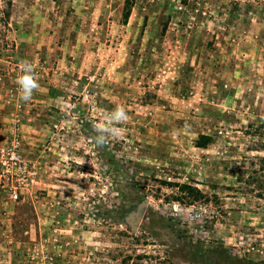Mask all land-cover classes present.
I'll use <instances>...</instances> for the list:
<instances>
[{
    "label": "rangeland",
    "instance_id": "1",
    "mask_svg": "<svg viewBox=\"0 0 264 264\" xmlns=\"http://www.w3.org/2000/svg\"><path fill=\"white\" fill-rule=\"evenodd\" d=\"M8 2L0 264H264V0Z\"/></svg>",
    "mask_w": 264,
    "mask_h": 264
},
{
    "label": "clouds",
    "instance_id": "2",
    "mask_svg": "<svg viewBox=\"0 0 264 264\" xmlns=\"http://www.w3.org/2000/svg\"><path fill=\"white\" fill-rule=\"evenodd\" d=\"M21 74L17 76L15 83L18 86L19 99L28 102L32 99L34 91L39 89V84L33 75V65L28 61H21L19 65ZM128 119L124 109L118 107L108 117L106 123L93 124L96 135L92 138L96 145L104 146L110 139L119 138L123 135L122 128L114 127L116 123L125 122Z\"/></svg>",
    "mask_w": 264,
    "mask_h": 264
},
{
    "label": "trees",
    "instance_id": "3",
    "mask_svg": "<svg viewBox=\"0 0 264 264\" xmlns=\"http://www.w3.org/2000/svg\"><path fill=\"white\" fill-rule=\"evenodd\" d=\"M10 5V0L8 2ZM131 9L132 5L127 1L125 3V7L123 10V20L124 22H127L130 15H131ZM206 144H201V146H205ZM179 189V195L180 197H177L176 200L179 202H182L183 204H189L192 205L193 203H196L198 201H201L204 198V195H202L196 188L189 186V185H175ZM187 201V202H186ZM140 258V257H139Z\"/></svg>",
    "mask_w": 264,
    "mask_h": 264
},
{
    "label": "water",
    "instance_id": "4",
    "mask_svg": "<svg viewBox=\"0 0 264 264\" xmlns=\"http://www.w3.org/2000/svg\"><path fill=\"white\" fill-rule=\"evenodd\" d=\"M146 206L147 203L144 202L138 207V209L135 212L132 213L130 220H131V226L134 230L137 229L139 223L141 222L143 215L145 213Z\"/></svg>",
    "mask_w": 264,
    "mask_h": 264
},
{
    "label": "built area",
    "instance_id": "5",
    "mask_svg": "<svg viewBox=\"0 0 264 264\" xmlns=\"http://www.w3.org/2000/svg\"><path fill=\"white\" fill-rule=\"evenodd\" d=\"M13 198L16 200L17 199V195H14Z\"/></svg>",
    "mask_w": 264,
    "mask_h": 264
}]
</instances>
